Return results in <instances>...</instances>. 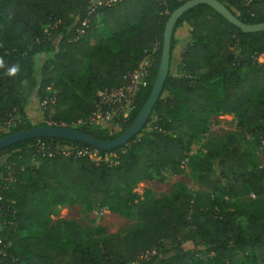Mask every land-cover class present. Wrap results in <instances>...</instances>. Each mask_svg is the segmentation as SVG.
I'll use <instances>...</instances> for the list:
<instances>
[{
  "label": "trees",
  "instance_id": "obj_1",
  "mask_svg": "<svg viewBox=\"0 0 264 264\" xmlns=\"http://www.w3.org/2000/svg\"><path fill=\"white\" fill-rule=\"evenodd\" d=\"M186 1L119 0L112 7L97 9L84 35L78 37L82 19L75 23V16L85 10L82 0H0V115L13 112L17 118L13 128L0 132V138L39 126L26 111L33 95L41 101L56 98L45 108V116L56 125L65 123L104 141L119 135L148 98L165 24ZM219 1L245 23L264 22V0ZM58 18L62 21L53 28ZM184 22L192 28L193 39L181 52L182 75H168L146 126L124 146L127 151L120 164L45 156L34 146L38 138L0 151V171H7L2 160L7 157L14 178L4 192L5 212L0 213V239L10 244L0 255V264H130L153 249L155 255L140 264H264V170L232 136L228 141L233 145L226 149L218 146L202 156L188 154L198 134L205 131L201 125L216 113L237 115L242 133L264 140V63L251 57L264 52V31L243 32L208 4L183 13L174 33ZM114 44L117 51L112 49ZM236 44L239 55L232 49ZM175 45L173 34L172 51ZM148 52L154 59L148 82L118 133L72 127L92 114L100 88L125 84L127 73ZM186 159L211 194H193L179 184L172 195L155 198L148 190L143 200L134 203L133 185L152 179L154 172H179ZM216 160L235 175L231 184L215 176ZM238 168L242 174L234 173ZM251 194L257 197L253 201L241 198ZM229 199L239 204H229ZM96 201L110 204L126 217L136 215L139 224L116 234H106L104 228L81 233L74 220L53 222L49 217L60 204ZM234 204L230 211L229 205ZM243 216L245 225L240 222Z\"/></svg>",
  "mask_w": 264,
  "mask_h": 264
},
{
  "label": "rangeland",
  "instance_id": "obj_2",
  "mask_svg": "<svg viewBox=\"0 0 264 264\" xmlns=\"http://www.w3.org/2000/svg\"><path fill=\"white\" fill-rule=\"evenodd\" d=\"M101 25V23H100ZM191 27L188 23H181L174 33L176 45L172 51V59L170 64L169 74L179 76L182 75V70L180 69L181 63V52L188 42L193 39L191 34ZM106 35L107 33L104 32ZM114 51H117L118 45L114 44L112 46ZM232 49L239 55L240 46L236 44ZM40 59V58H39ZM43 58H41L42 60ZM40 60V61H41ZM41 62L37 64V74L41 77ZM50 90V89H48ZM167 94V92L165 93ZM53 103V102H52ZM31 104L27 109L28 118L34 125L47 124L51 117L45 116V109L42 101L39 100L35 95L32 96ZM28 104V105H29ZM156 121L154 118L150 121L148 126H151ZM75 127V126H72ZM111 134H116L120 131V127H106ZM204 128V132H200L196 137L195 143L192 145L189 151V156H202L207 150H213L218 146L226 149L232 146L228 140L229 137H235L237 143L243 150H246L251 154V157L259 164V166L264 170V140L260 139V135L249 136L246 133H242L238 126V116L233 113H216L209 117V119L201 125ZM217 145V146H216ZM4 166L10 174L13 175L11 171L12 162L7 160V157H3ZM38 164V163H37ZM192 164V163H191ZM188 159L184 160L182 163L181 171H161L154 172L152 179H145L137 182L133 185V192L136 193L134 203L143 200L146 196V192L149 190L151 195L155 198H162L164 196H169L178 189L179 184H183L188 192L190 193H212V190L202 184L198 178V170L196 167L192 166ZM214 173L215 176L227 185L233 182L236 178L233 173L227 172L222 164L216 160L214 162ZM235 174H242V169H237ZM264 181V175H263ZM248 202L255 200V196L252 194L249 196H244ZM230 200V199H229ZM244 200V199H242ZM232 202H237L235 199H231L229 204ZM237 204L229 205V210L233 211ZM50 219L56 222L59 218L74 220L78 225V230L83 233L87 228H104L106 234H116L123 230L132 229L139 224V218L136 215L131 217H126L124 214L119 212H114L111 205L108 203L100 204L99 202H93L88 204L86 202H79L75 204H60L50 211ZM1 216V215H0ZM240 222L245 225V217L240 218ZM155 250V249H153ZM242 261V257L240 258Z\"/></svg>",
  "mask_w": 264,
  "mask_h": 264
},
{
  "label": "built area",
  "instance_id": "obj_3",
  "mask_svg": "<svg viewBox=\"0 0 264 264\" xmlns=\"http://www.w3.org/2000/svg\"><path fill=\"white\" fill-rule=\"evenodd\" d=\"M85 5V10L82 15L75 16V23L82 19V27L77 29L78 37H81L86 32L91 24V16L96 13L100 7H112L116 5L119 0H82ZM250 0L247 1V4ZM62 19L51 26L54 28ZM47 30V29H46ZM252 59L255 63H264V52L252 54ZM152 53H146L145 57L138 63L137 67L127 73V81L119 87H105L97 91V96L94 100L93 112L89 117L81 118L73 126L85 125L90 128L119 127L120 124L129 119L131 114L136 109V99L141 89L147 84L148 78L153 66ZM56 98H44L42 104L44 109L48 104L54 102ZM17 118L13 112H7L5 115H0V132H8L16 125ZM57 123L51 117L47 125L51 126H66L65 123L56 125ZM252 136V134H248ZM128 144V143H127ZM126 144V145H127ZM38 152H42L45 156H52L54 154L64 155L67 157H88L93 161H102L109 166H117L122 162L123 156L127 149L121 146L120 151L109 150L101 152L99 148L90 145L79 146L72 143H63L59 141H45L38 138L34 144ZM35 161V160H34ZM14 181L13 175L9 171H0V213L5 212L4 192L10 188V183ZM254 196V194H252ZM10 244L3 242L0 239V255L4 256L5 249ZM155 255V250H149L141 254L135 261L130 264H140L142 261H148ZM213 253L210 254L212 256ZM206 255L203 259L206 260ZM129 264V263H128Z\"/></svg>",
  "mask_w": 264,
  "mask_h": 264
},
{
  "label": "water",
  "instance_id": "obj_4",
  "mask_svg": "<svg viewBox=\"0 0 264 264\" xmlns=\"http://www.w3.org/2000/svg\"><path fill=\"white\" fill-rule=\"evenodd\" d=\"M199 4H208L213 7L218 13H220L229 22L239 27L243 32L264 31V22L254 24L245 23L238 19L230 11V9H228L219 0H188L170 14L165 24L160 62L151 92L136 118L124 131L113 139L104 141L96 138L92 134L67 126H51L47 124L39 125L31 129L12 133L0 138V151L17 142L41 137L78 141L106 151L116 149L129 143L134 136L139 134L144 129L151 114L153 113L157 101L163 92L165 82L169 75L172 56V38L178 19L183 13Z\"/></svg>",
  "mask_w": 264,
  "mask_h": 264
},
{
  "label": "crops",
  "instance_id": "obj_5",
  "mask_svg": "<svg viewBox=\"0 0 264 264\" xmlns=\"http://www.w3.org/2000/svg\"><path fill=\"white\" fill-rule=\"evenodd\" d=\"M30 105H31V104H29V105L27 106V108H28ZM27 108H26V109H27Z\"/></svg>",
  "mask_w": 264,
  "mask_h": 264
}]
</instances>
